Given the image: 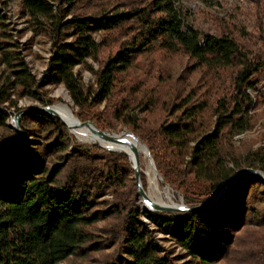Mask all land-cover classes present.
I'll use <instances>...</instances> for the list:
<instances>
[{
	"label": "trees",
	"instance_id": "1",
	"mask_svg": "<svg viewBox=\"0 0 264 264\" xmlns=\"http://www.w3.org/2000/svg\"><path fill=\"white\" fill-rule=\"evenodd\" d=\"M84 1L21 0L23 14L51 42L43 81L65 88L81 122L113 130L115 125L105 119L109 116L101 118L95 109L110 104L138 58L155 48L182 53L195 68L230 73L228 87L210 107L188 92L176 98L172 120L141 131V121L130 115V101L119 98L111 117L140 138L164 182L195 206L211 202L245 168L264 173V146L239 158L228 144L252 129L255 104L250 92L256 91L259 76L264 78V54L246 49L240 41L243 31L201 32L188 21L182 0L141 5L135 0ZM122 31L131 39L99 61L105 36ZM100 33L105 36L98 42L95 35ZM90 61L98 63L97 70ZM0 66L1 142L17 140L6 126L8 111L18 110L11 96L35 97L44 89L31 75L1 13ZM78 66L94 76V85L84 88L74 72ZM121 91L129 93L127 86ZM209 110L212 122L205 119ZM24 111L21 142L0 149V264H177L162 255L140 220L137 186L129 180L131 161L120 153H98L97 147L73 146L59 119L32 108ZM140 179L144 185L143 173ZM105 195L112 196L111 204L100 200ZM215 208V216L208 209L183 214L175 241L191 257L185 264H211L195 252L197 244L213 246L223 259L235 247H257L264 227V182L243 176ZM145 215L163 220L157 213ZM172 225L174 220L162 222ZM244 229L249 242L240 239ZM107 249L112 251L104 254Z\"/></svg>",
	"mask_w": 264,
	"mask_h": 264
},
{
	"label": "rangeland",
	"instance_id": "2",
	"mask_svg": "<svg viewBox=\"0 0 264 264\" xmlns=\"http://www.w3.org/2000/svg\"><path fill=\"white\" fill-rule=\"evenodd\" d=\"M135 1L138 5H141L148 0ZM83 2L85 1L83 0ZM83 2L79 6H82ZM53 4L57 6L56 2H53ZM182 7L187 14L188 21L201 32L218 35L225 30L232 32H239L241 30L246 34L245 38H240L241 43L245 45L246 49L256 56L264 54V0H213L211 3H206L202 0H182ZM0 13L4 16L7 32L11 35L12 41L17 43L18 51L22 54L31 75L37 82L44 86V89L38 91L35 97H17L15 94L11 96V99L16 102L18 110L10 109L8 111L10 118L6 123L7 129L14 132L10 126L14 125V116L20 111L28 108L37 110L58 103H65L62 97L63 93L68 98L70 108L74 117H76V109L72 107L65 88L62 85H47L46 80L43 81L51 57V42L23 14L21 0H0ZM69 18L67 17V19ZM124 34L125 32L122 31L119 34L108 36H105L103 33L95 35V39L98 42L104 36L107 40V44L101 49L99 61L113 54L119 43L127 42L131 39L130 36H123ZM90 63L94 70L98 69V63H92L91 61ZM3 69L4 67L0 66V72ZM74 72L80 78L85 89L94 85V76L83 67H76ZM229 76L230 73L228 71L211 72L206 69L195 68L193 61L182 53H169L155 48L141 55L134 67L122 77V83L117 86L116 96L110 101V104L103 103L95 109L97 112H100L99 115L101 118L108 115L109 117L105 118L106 122H111L115 125L113 130L106 129L101 131L107 134H121L124 131L133 134L129 128L119 124L109 114L111 112V106H115L117 103L116 99L127 98L130 101V115L135 116L136 121H141L139 127L143 131L151 127H157L162 121L172 120L173 116L170 117L169 113L173 104L177 101L176 98L178 96H184L188 92L194 93L195 98L198 100L206 101L210 107L214 100L225 92V89L229 85ZM259 78L261 81L256 87V91L250 92V96L255 104V108L252 111L254 125L251 130L232 137L228 142L230 148L239 158H243L249 152L256 151L264 146V78L261 75ZM124 86H127L129 93L121 91V88ZM59 92L60 95L58 94ZM47 99L50 100L48 105L41 103L42 100L46 102ZM205 119L207 122H212L213 119L211 118L210 110L205 113ZM67 132L73 146H78L83 149L97 147L99 149L98 153L104 154L117 153L101 148L100 146H106L104 144L82 143L70 131L67 130ZM135 137L138 138L137 136ZM138 139L140 140V138ZM28 140L33 141L32 138H28ZM140 157V168L145 172L149 165V160L145 159V157ZM160 177L159 175L157 178L160 189H164L166 183L164 184V180L162 181V177ZM129 180L135 182L134 173L129 176ZM142 187L145 192L147 190L146 176L145 184ZM170 190L173 192L176 203L182 204L185 207L197 205L193 202H186L182 195L175 192L172 188ZM100 200L106 201L108 204L113 202V198L110 195L102 196ZM140 201V198L136 195L135 203L138 208L140 220L146 224L157 244L162 248V255L169 256L177 264L190 262L191 257L175 241L181 235L179 222L185 212L157 213L163 218L161 221L154 215L150 217L146 216L145 212L149 211L145 209V206ZM216 210L215 207L208 209L212 216H215ZM149 213L153 214L154 212ZM172 220H174V225L169 227L162 226V222ZM103 225L100 224L99 226ZM240 232V239L249 242L246 229ZM246 245L244 244V246ZM256 246L253 249H247L248 246L241 248L235 247V249L233 247L234 250H231L225 259L221 257L216 248L210 245L202 246L197 244L195 252L206 255L211 264H264V227L261 229L260 239ZM111 251L112 249H107L104 251V254H109Z\"/></svg>",
	"mask_w": 264,
	"mask_h": 264
},
{
	"label": "bare ground",
	"instance_id": "3",
	"mask_svg": "<svg viewBox=\"0 0 264 264\" xmlns=\"http://www.w3.org/2000/svg\"><path fill=\"white\" fill-rule=\"evenodd\" d=\"M58 94L60 95V92ZM62 97L65 103L55 104L51 107V110L69 127V131L72 133V135L76 136L77 139L82 143L104 144L110 150L121 151L125 153V156L130 161L134 160V151L137 153L138 159L140 156L142 158L145 157V159L149 160L147 170L143 172L140 168V164H138V169L140 173H143L147 177V190L144 192V194L148 200L154 204L165 207L180 208L182 206V204L175 202V197L169 187L165 186L164 189H160L159 181L157 179L158 174L154 171L152 163L146 154V150L139 139L127 131H124L121 134H109L111 139H103L99 134L93 131L92 127L80 126L78 124V121L76 117H74L70 108V104L65 93L62 94ZM140 200L141 204L145 206V209L151 208L150 202L145 198H140Z\"/></svg>",
	"mask_w": 264,
	"mask_h": 264
},
{
	"label": "water",
	"instance_id": "4",
	"mask_svg": "<svg viewBox=\"0 0 264 264\" xmlns=\"http://www.w3.org/2000/svg\"><path fill=\"white\" fill-rule=\"evenodd\" d=\"M51 107L52 106H48V107H45V108H40V109H37L36 111L46 113V114H48L50 116H53V117L59 119L61 121V123L63 125H65L66 129L69 131V127L57 115H55L52 112ZM29 111H32V110H29ZM25 113H26V111L18 112L14 116V119H13L14 125L10 126L14 130V132L16 133L17 140L4 139L3 141L0 142V149L3 148V147H6V146L12 145L14 143H17V142H21L22 133H21L20 128H19V120H20L21 116L23 114H25ZM77 121H78V124L80 126L92 127L93 131L96 132L97 134H99L103 139H105V140L111 139L109 134L99 130L91 122H81L78 119H77ZM143 146H144V148L146 150V154H147L148 158L150 159V161L152 163L154 171L158 174V172H157V170L155 168L154 162H153V160H152V158L150 156V153H149L147 147L144 144H143ZM109 151L110 152H117V153H121V154L125 155V153H123L121 151H118V150H109ZM131 161H132V169L134 171V180H135V183H136V186H137V196L139 198H145L147 201H149L148 198L146 197V195L144 194V191H143V188H142V185H141L140 172H139V169H138L139 159H138V155H137V153L135 151H134V160H131ZM246 175L255 176V177L259 178L260 180H262L264 182V174L263 173L255 171V170H252V169H243L242 171L237 173L235 177L230 179L226 183V185L217 193V195L214 197V199L211 202L207 203V204L200 205V206H195V207H185L184 205H182L180 208H171V207L160 206V205L154 204V203L149 201L150 204H151V208L150 209H146V210L149 211V212H154V213H162V212H191V211H197V210H203V209H209V208L215 207V206H217V205H219L220 203L223 202V200L225 199V197L227 196V194L229 193L231 188L234 187L239 182V180L243 176H246ZM158 176H159V174H158ZM161 180L163 181L162 178H161ZM163 183L165 184L164 181H163ZM165 186H167V185L165 184Z\"/></svg>",
	"mask_w": 264,
	"mask_h": 264
}]
</instances>
